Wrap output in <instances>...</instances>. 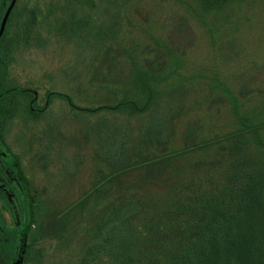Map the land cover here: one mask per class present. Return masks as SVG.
Masks as SVG:
<instances>
[{
	"label": "rangeland",
	"instance_id": "374dc122",
	"mask_svg": "<svg viewBox=\"0 0 264 264\" xmlns=\"http://www.w3.org/2000/svg\"><path fill=\"white\" fill-rule=\"evenodd\" d=\"M35 3L33 22H23L16 31L8 78L36 89L38 104L50 90L70 95L74 105L55 94L38 117L26 121L21 105V114L7 126L8 136L20 145L31 167L27 170L33 184L47 200L48 214L64 210L87 191L100 169H111L103 158L114 151L106 144L110 137H125L130 144L140 130L146 116L84 108L121 97L122 77L133 61L160 67L161 73L174 65L166 84H186V91L171 95L173 105L178 97L185 103L178 112V143L189 118L200 116L207 128L226 126L228 97L222 84L236 95L250 97L247 104L264 98V0H246L209 14H201L195 0ZM165 96L163 100L170 99ZM105 135L109 138L102 146ZM135 178L131 173L122 177L125 182ZM83 224L45 240L36 264H83Z\"/></svg>",
	"mask_w": 264,
	"mask_h": 264
},
{
	"label": "trees",
	"instance_id": "16d2710c",
	"mask_svg": "<svg viewBox=\"0 0 264 264\" xmlns=\"http://www.w3.org/2000/svg\"><path fill=\"white\" fill-rule=\"evenodd\" d=\"M195 1L209 14L246 0ZM131 65L121 97L84 108L145 121L130 144L101 137L102 146L114 148L103 157L111 169H100L87 191L42 219V230L60 237L83 221V264H264V98L250 105V97L222 84L226 126L207 128L200 116L189 118L178 143L185 103L178 97L173 105L171 95L186 84H166L174 65L162 73L150 63ZM55 94L74 105L70 95L49 91ZM127 173L138 178L125 182Z\"/></svg>",
	"mask_w": 264,
	"mask_h": 264
},
{
	"label": "flooded vegetation",
	"instance_id": "af4514ba",
	"mask_svg": "<svg viewBox=\"0 0 264 264\" xmlns=\"http://www.w3.org/2000/svg\"><path fill=\"white\" fill-rule=\"evenodd\" d=\"M35 5V0H0V264L38 263L43 256L42 244L50 238L41 228V220L47 222L51 217L44 208L47 200L33 184L27 170L31 167L24 161L20 145L8 136L7 126L14 115L21 114L22 102L27 121L29 116L38 117L52 100L48 90L45 102L38 104L36 89L8 78V54L13 50L16 31L23 22H33ZM21 87L32 93L22 92ZM29 138L27 151L31 150ZM40 248L42 254L38 256Z\"/></svg>",
	"mask_w": 264,
	"mask_h": 264
},
{
	"label": "water",
	"instance_id": "95a60500",
	"mask_svg": "<svg viewBox=\"0 0 264 264\" xmlns=\"http://www.w3.org/2000/svg\"><path fill=\"white\" fill-rule=\"evenodd\" d=\"M23 243H24V239H22V245H23Z\"/></svg>",
	"mask_w": 264,
	"mask_h": 264
}]
</instances>
